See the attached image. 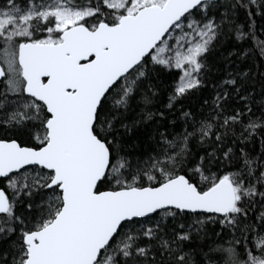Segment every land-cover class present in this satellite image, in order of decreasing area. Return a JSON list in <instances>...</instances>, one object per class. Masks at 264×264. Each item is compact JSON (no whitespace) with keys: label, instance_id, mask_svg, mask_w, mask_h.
<instances>
[{"label":"snow or ice","instance_id":"6c2138e0","mask_svg":"<svg viewBox=\"0 0 264 264\" xmlns=\"http://www.w3.org/2000/svg\"><path fill=\"white\" fill-rule=\"evenodd\" d=\"M0 264H264V0H0Z\"/></svg>","mask_w":264,"mask_h":264}]
</instances>
